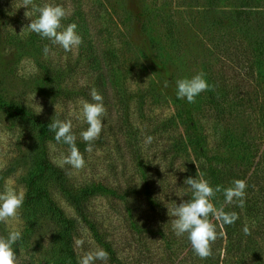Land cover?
<instances>
[{
  "label": "rangeland",
  "instance_id": "374dc122",
  "mask_svg": "<svg viewBox=\"0 0 264 264\" xmlns=\"http://www.w3.org/2000/svg\"><path fill=\"white\" fill-rule=\"evenodd\" d=\"M34 2L70 9L71 16L62 23H75L82 43L68 53L51 46L28 31L30 18L22 0H0V98L43 120L72 121L84 166L76 170L54 163L68 154L63 143L49 142L47 152L71 191L95 192L81 215L57 188H49L52 199L75 223L77 261L98 246L108 252L107 264H222L227 245L223 232L216 227L211 255L201 259L185 237L171 231L166 206L190 197L183 182L191 176V163L199 168L202 159L184 144L189 109L203 124L216 119L213 105L229 109L241 103L247 122L259 124L262 118L264 37L246 36L233 19L264 13V0ZM45 44L53 48L54 57L45 58ZM199 72L211 87L193 103L178 100L175 80ZM165 81H170L167 87ZM93 88L103 97L106 111L100 137L92 142L93 151L86 152L79 133L87 125L72 113L78 100L91 102ZM148 135L153 141L145 147ZM37 142L35 131L0 114V188L13 181L26 196ZM16 223L0 222V235ZM253 224L244 225L247 235L238 233L241 225L237 228L242 244L233 248L225 264H264V214L261 230ZM19 226L22 238L13 246L18 264L54 262L58 227L29 211L25 200ZM77 239L83 241L79 247Z\"/></svg>",
  "mask_w": 264,
  "mask_h": 264
},
{
  "label": "trees",
  "instance_id": "16d2710c",
  "mask_svg": "<svg viewBox=\"0 0 264 264\" xmlns=\"http://www.w3.org/2000/svg\"><path fill=\"white\" fill-rule=\"evenodd\" d=\"M251 19L254 22L250 27ZM233 22L239 25L246 36L255 39H259L258 35L264 37L263 12L239 15L233 19ZM261 43H258L259 46ZM212 108L216 115L213 124L196 121L195 111L192 109L187 111L188 118L185 125L188 131L184 137V144L188 152L193 150L202 155L199 168L196 162L191 163L190 177L195 178L198 174L197 178L202 177L214 187L220 185L222 188L230 187L232 181L237 179L246 182L243 207L237 206L235 201L232 204H225L222 192L216 193L213 198L215 207H223L225 212H235L238 215V219L231 225L213 221V224L223 232L227 242L226 255L222 262L225 264L229 261L233 248L241 247L242 241L235 234L240 225L238 232L240 235L248 221L254 223L256 230L264 229L260 227V219L264 214V108L260 109L262 118L259 124L246 121L245 107L241 103L229 109L219 105H213ZM1 113L20 121L38 136L33 171L27 183L25 206L33 214L49 219L59 229L56 237L55 261L46 264H78L74 249L75 223L52 199L49 188L50 186L57 188L81 215L84 213L85 202L94 196L95 192L71 191L64 172L49 160L47 145L54 140V133L50 130L51 120H43L24 106L7 102L2 98H0Z\"/></svg>",
  "mask_w": 264,
  "mask_h": 264
},
{
  "label": "clouds",
  "instance_id": "9594fccd",
  "mask_svg": "<svg viewBox=\"0 0 264 264\" xmlns=\"http://www.w3.org/2000/svg\"><path fill=\"white\" fill-rule=\"evenodd\" d=\"M21 7L28 9L25 15L30 18V23L26 26L28 31L37 34L41 39L50 42L53 47L58 46L64 52H75L79 49L82 38L77 32L75 23L64 25L62 22L71 16L70 9L64 6L45 2L36 4L34 0H22ZM45 58L55 56L53 48L45 44L42 49ZM170 81H165V87ZM175 84V95L178 100H185L188 103L195 102L200 93L208 90L211 86L205 78L203 72H199L191 77L177 79ZM89 100L80 99L77 101V108L72 113L75 119L86 124L79 135L85 142V151H93V143L100 137L103 128V116L105 106L103 97L91 89ZM42 109L38 112V114ZM73 125L70 119H51L50 130L54 133L56 143H63L68 146V154L54 161L58 166H70L72 169L79 170L84 164V158L76 146V135L72 131ZM153 137L148 135L144 138L145 147L151 145ZM179 171H184L176 169ZM198 175V174H197ZM187 177L183 185L187 187L190 197L181 200L179 204L173 201L172 207L167 208V215L171 220V231L176 237H185L189 242L193 253L201 259L211 255V244L217 239L216 226L211 222V216L217 222L224 225H231L238 219L235 212H225L223 207L217 208L213 204L216 193L222 192L225 204L237 202V206L243 207L246 190L244 180H234L230 187L222 188L220 185L215 187L204 178ZM176 183V182H175ZM178 197H183L180 193L173 191ZM25 200V192L18 190L13 181H6L0 188V222L9 224L17 222L16 226L10 227L5 235H0V264H18L14 245L22 238V228L19 226L20 209ZM245 235L249 233L247 226L243 228ZM83 241L77 239L75 244L79 247ZM109 259L108 252L96 247L78 258V264H107Z\"/></svg>",
  "mask_w": 264,
  "mask_h": 264
}]
</instances>
